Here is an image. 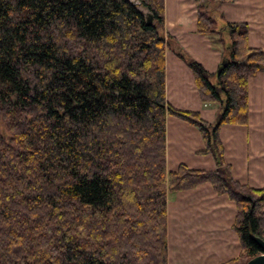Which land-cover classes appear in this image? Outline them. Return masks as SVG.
<instances>
[{
    "label": "trees",
    "instance_id": "obj_1",
    "mask_svg": "<svg viewBox=\"0 0 264 264\" xmlns=\"http://www.w3.org/2000/svg\"><path fill=\"white\" fill-rule=\"evenodd\" d=\"M211 1L196 31L221 63H187L213 122L166 102L164 0H0V264H167V193L206 182L236 206L241 249L222 264L261 253L264 187L233 179L218 132L247 125L264 50ZM167 115L198 129L215 169L167 171Z\"/></svg>",
    "mask_w": 264,
    "mask_h": 264
},
{
    "label": "crops",
    "instance_id": "obj_2",
    "mask_svg": "<svg viewBox=\"0 0 264 264\" xmlns=\"http://www.w3.org/2000/svg\"><path fill=\"white\" fill-rule=\"evenodd\" d=\"M204 1L164 0V87L168 104L196 111L202 119L213 122L218 104L200 99L194 72L187 63L188 59L193 60L214 73L222 60V45L217 36L196 31L198 4ZM211 7L214 14H221L217 25L247 23L249 46L264 50V0H212ZM248 108L247 125L223 124L218 135L233 179L261 188L264 187V70L248 80ZM203 147V139L194 125L166 116L167 171L176 170L181 163L194 169H215L211 154L200 151ZM235 214L234 202L226 194L217 193L208 182L168 192L167 264H222L237 257L241 246L232 228Z\"/></svg>",
    "mask_w": 264,
    "mask_h": 264
},
{
    "label": "water",
    "instance_id": "obj_3",
    "mask_svg": "<svg viewBox=\"0 0 264 264\" xmlns=\"http://www.w3.org/2000/svg\"><path fill=\"white\" fill-rule=\"evenodd\" d=\"M150 22L151 17L148 18V23ZM253 239L260 247L261 253L250 258L245 264H264V240L257 236H254Z\"/></svg>",
    "mask_w": 264,
    "mask_h": 264
},
{
    "label": "rangeland",
    "instance_id": "obj_4",
    "mask_svg": "<svg viewBox=\"0 0 264 264\" xmlns=\"http://www.w3.org/2000/svg\"><path fill=\"white\" fill-rule=\"evenodd\" d=\"M1 125V124H0Z\"/></svg>",
    "mask_w": 264,
    "mask_h": 264
}]
</instances>
